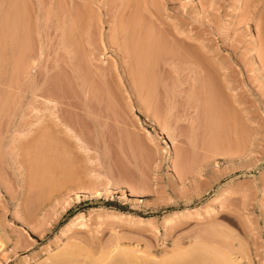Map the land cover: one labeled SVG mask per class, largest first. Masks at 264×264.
Returning a JSON list of instances; mask_svg holds the SVG:
<instances>
[{
  "label": "rangeland",
  "instance_id": "1",
  "mask_svg": "<svg viewBox=\"0 0 264 264\" xmlns=\"http://www.w3.org/2000/svg\"><path fill=\"white\" fill-rule=\"evenodd\" d=\"M17 1L0 0V264H264V0ZM148 25L178 65L138 71ZM109 92L117 121L60 130L95 128Z\"/></svg>",
  "mask_w": 264,
  "mask_h": 264
},
{
  "label": "bare ground",
  "instance_id": "2",
  "mask_svg": "<svg viewBox=\"0 0 264 264\" xmlns=\"http://www.w3.org/2000/svg\"><path fill=\"white\" fill-rule=\"evenodd\" d=\"M10 3H11V5H12V7H13V9H15L16 8V6H17V4H18V1L17 0H10ZM239 4V3H238ZM149 26V25H148ZM148 26H145V28L147 27L148 29H150L149 30V32H147L148 31V29H143V31H142V33H144V31H146V33H145V35H144V37L142 36V38H140V40L137 42H135L134 44H136V46H132V48L134 49V52L132 51V53H134V59H135V66H137L136 68H138V71L140 72L141 70V68L143 69V71H146V74L148 73L147 71H148V69L147 68H149L150 69V67H152L153 66V64H154V61H158V60H156L157 58L159 59V62H160V58H159V54L158 55H156L158 52H161L162 50H164V51H167V52H169V53H173L174 52V55H175V51H173L172 50V52H171V50H170V48L168 47L167 48V46L166 45H168L167 44V42L165 43V38H164V35H163V37L161 38V36L158 38L156 35L157 34H159L160 35V32H157L156 33V31H158V30H156V27L154 26V28H155V35L153 34V29H152V31H151V28H153L152 26L153 25H150L151 26V28H150V26L148 27ZM143 27V26H142ZM15 29V28H14ZM141 30H142V28H141ZM16 32V31H15ZM141 33V34H142ZM12 37H13V40H15V33L13 32V34H12ZM155 37H157V38H155ZM17 38V37H16ZM163 39L164 41H162L161 39ZM160 42V43H159ZM165 43V44H164ZM165 45V47H166V49H165V47L163 48L162 46H164ZM131 48V49H132ZM163 48V49H162ZM168 49H169V51H168ZM130 50V49H129ZM167 52H164L165 54L167 53ZM180 52V51H179ZM130 54H131V52H129ZM161 54H163L162 52H161ZM133 55V54H132ZM158 56V57H156V56ZM166 55H168V54H166ZM173 55V56H174ZM177 55H178V53H177ZM154 56H155V60H154ZM181 56H185V55H181ZM180 55H178V57H177V59H179L180 60V64H181V62L183 63L184 61H185V59H183L184 61H181L182 60V58L183 57H181ZM133 57V56H132ZM175 57V56H174ZM179 57H181V59L179 58ZM189 57H190V55H189ZM188 56H187V59L189 58ZM185 58H186V56H185ZM163 59H165V63L163 64L162 62H160V63H162V65H169V63L171 64L173 61H172V59L171 58H165L164 56H163V58H162V60ZM167 59L169 60V61H167ZM203 59H206V58H202V56L200 57H198V56H191L190 58H189V60H188V62L190 61L191 63H193V64H195V65H198V66H201V67H204L205 68V70H207L208 68H207V66H209V65H206L205 66V64L203 65V63H205V62H207V61H203ZM172 62H171V61ZM174 61L176 60V58L175 59H173ZM158 62V63H159ZM185 62H187V60L185 61ZM184 62V63H185ZM157 63V64H158ZM177 63H179V62H177ZM208 63V62H207ZM134 64V63H133ZM156 64V63H155ZM156 64V65H157ZM173 64H174V66H175V64H176V61L175 62H173ZM173 64H172V66H173ZM176 65H178V64H176ZM158 66H159V64H158ZM170 66V65H169ZM168 66V67H169ZM171 66V67H172ZM163 67V66H162ZM161 67V68H162ZM170 67V68H171ZM165 68V67H164ZM209 68H211V67H209ZM147 69V70H146ZM154 69V66H153V68H151V70H153ZM156 69V68H155ZM209 70H211L210 72L212 73L213 71H212V69H208L207 71H208V73H209ZM151 72V71H150ZM153 72V71H152ZM143 73V72H142ZM103 75V74H102ZM210 75V74H209ZM81 76V75H80ZM104 76V75H103ZM155 76V75H154ZM145 77H148V76H144L143 78H145ZM150 77V76H149ZM151 78V77H150ZM148 80V79H147ZM153 80H154V82H153ZM153 80L152 79H150V81L152 82V83H156L155 82V80L156 79H154L153 78ZM140 81V80H139ZM145 81V84H152V83H148V81H146V79L144 80ZM136 84V83H135ZM141 84H144L143 83V80H142V83ZM153 85V84H152ZM140 87V86H139ZM136 89V88H135ZM140 89V88H139ZM208 89V88H207ZM104 90H106V89H104ZM145 90V89H144ZM107 91H110L109 89H107L106 90V92ZM113 91V90H112ZM133 91H134V89H133ZM137 91V90H136ZM138 92V91H137ZM56 93H57V91H56ZM55 93V94H56ZM105 93V92H104ZM110 93V92H109ZM140 93V92H139ZM54 94V95H55ZM106 94V93H105ZM105 94H104V96H105ZM103 95V94H102ZM110 95V100L108 99L107 101V107L106 108H108V109H106V110H104L105 109V103H103V106L101 105L100 106V108L99 109H102V107H104V112L105 111H108V110H110V112H103V111H101V112H103V113H101V112H98V110L99 109H96L95 111L94 110H92V109H94V108H89L88 109V111H85L86 112V114H88V116H89V119L91 120V122L94 124V127L96 128H92L91 130L89 129V131L87 130H84V129H79V128H76V127H72L73 126V124L72 125H69L68 123H66V122H63L64 120H61V117H59V119H60V123L58 122V123H56V124H58V125H60V130H63L64 132H67V133H69V134H71L72 136L74 135V136H84V135H87V134H85L86 132H89V136H90V134L92 133V132H102L103 131V129H101L99 126H98V123H99V120H100V118H98V116H100L101 117V119H104V121H105V119H111V118H109L110 116L112 117V114H114V116L116 115V119L114 120L113 118V120L114 121H117L119 118H117L118 116H117V109H118V106L116 105V104H118L115 100H117V99H115L116 98V96L114 97V95L112 94V93H110L109 94ZM56 96V95H55ZM215 96H217V95H215ZM113 97H114V99H113ZM211 97V96H210ZM106 98V96L104 97V99ZM216 99H214V97H213V102H215V100L217 101L218 100V102H220L219 101V98L217 99V97H215ZM52 99H54V98H52ZM56 99V98H55ZM54 99V100H55ZM104 99H102L103 101H104ZM211 100V99H210ZM212 101V100H211ZM210 101V102H211ZM105 102V101H104ZM98 103V102H97ZM217 103V102H216ZM215 103V104H216ZM210 104V103H209ZM208 104V105H209ZM214 104V103H213ZM224 104H228V103H224L223 102V104H222V102H221V104H219V103H217L216 105H218L217 106V110H218V108H219V105L221 106L222 105V107L221 108H223V111H225L226 112V110L227 109H229L228 107H230V111L228 112V110H227V114H229L230 112H232L231 111V106H230V104H228L225 108H227L226 110H225V108H224ZM211 106H212V104H210ZM92 106V105H91ZM89 107V106H88ZM87 107V108H88ZM93 107V106H92ZM98 107V106H97ZM209 107V106H208ZM215 107V106H214ZM210 108V107H209ZM85 110H86V108H85ZM211 110H212V108H211ZM220 110V109H219ZM210 111V110H209ZM208 111V112H209ZM215 111V110H214ZM221 111V110H220ZM222 111V112H223ZM225 112H223V114L221 113V112H219V113H221L224 117H222L221 119H226V120H230V118H232V119H234V117H229V116H227V114L225 113ZM109 113H111V114H109ZM218 113V114H219ZM233 113V112H232ZM110 116H109V115ZM218 114H217V116H218ZM226 114V115H225ZM118 115H119V113H118ZM222 115H220V116H222ZM233 116H234V114H232ZM87 116V115H86ZM213 117H215V116H213ZM229 117V118H228ZM215 119V118H214ZM218 121V120H217ZM216 124H218V123H216ZM57 126V125H56ZM59 127V126H58ZM57 127V128H58ZM216 130V129H215ZM219 130V129H218ZM90 140V139H89ZM81 141H83V139L81 140ZM89 149H90V147H89ZM178 247V246H177ZM181 247H179V249H180ZM178 249V250H179ZM182 251V250H181ZM184 251V250H183ZM185 252V251H184ZM184 252L183 253H181V254H183L181 257H180V253L178 254L177 252V255H176V253L174 254L173 253V257L174 256H179V259L180 258H184V255H186L187 256V254H184ZM107 257H108V255H106ZM133 256V255H132ZM185 256V257H186ZM170 257H171V255H170ZM128 258V257H127ZM126 258V259H127ZM131 258H134V256L133 257H131ZM172 258V257H171ZM182 258V259H183ZM168 259V258H167ZM178 258L177 259H175L176 261H172V260H169L168 259V261L167 260H164L165 261V264L168 262V264H171L172 262L173 263H177L178 262V260H179ZM185 259V258H184ZM133 260V259H132ZM127 262H129V261H127ZM136 262V261H135ZM154 262V261H153ZM156 262V261H155ZM170 262V263H169ZM143 263V262H142ZM160 263V262H159ZM161 263H163V262H161ZM180 263V262H179ZM102 264H104V263H102ZM110 264V263H109Z\"/></svg>",
  "mask_w": 264,
  "mask_h": 264
}]
</instances>
